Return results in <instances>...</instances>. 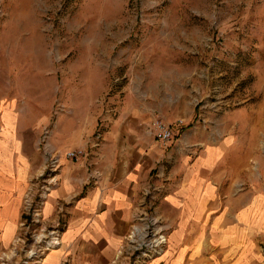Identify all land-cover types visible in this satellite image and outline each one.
<instances>
[{"label":"rangeland","instance_id":"rangeland-1","mask_svg":"<svg viewBox=\"0 0 264 264\" xmlns=\"http://www.w3.org/2000/svg\"><path fill=\"white\" fill-rule=\"evenodd\" d=\"M155 118L175 132L171 160L206 162L233 193L264 191V0H0V143L11 159L0 158L27 178L24 243L6 254L39 255L55 231L41 227H63L41 213L53 157L82 149L92 162L118 129L125 144L158 142ZM156 191L134 226L165 235L162 251L134 250L131 229L117 264L166 250Z\"/></svg>","mask_w":264,"mask_h":264},{"label":"crops","instance_id":"crops-1","mask_svg":"<svg viewBox=\"0 0 264 264\" xmlns=\"http://www.w3.org/2000/svg\"><path fill=\"white\" fill-rule=\"evenodd\" d=\"M117 132L116 137L103 135L92 162L69 161L58 153L59 171L41 213L44 221L60 220L63 227L53 234L57 243L43 248L36 264L119 263L150 185L157 189L156 214L172 227L166 250L150 264L264 263L263 190L233 193L229 184L222 185L224 177L208 178L206 162L171 160L179 145L168 150L159 142L125 144L121 129ZM0 151L11 159L4 143ZM14 166V157L10 163L0 158V264H35L34 249L24 262L16 251L6 254L12 245L21 247L26 232L18 226L27 178ZM223 168L224 176L227 169L231 174V165Z\"/></svg>","mask_w":264,"mask_h":264},{"label":"built area","instance_id":"built-area-1","mask_svg":"<svg viewBox=\"0 0 264 264\" xmlns=\"http://www.w3.org/2000/svg\"><path fill=\"white\" fill-rule=\"evenodd\" d=\"M181 122H179L180 124ZM148 132L154 139L158 140V142L163 145L167 146L169 145L175 136V132L173 131L172 127L165 123L163 120L155 118L151 120L148 128ZM86 157L85 151L82 149H74L66 151L64 154V158L69 161H80ZM59 159L58 157H53V160L50 162V164L47 166L46 170L49 172V176L53 173H55L59 169ZM48 174V173H47ZM54 175H51L49 177V183L52 184L54 182ZM154 225H152L153 227ZM133 231L128 236V239L132 243H134L135 247L134 250L138 251V249L142 250L143 247H148L149 249H146L148 253L151 251H162V247L166 243L167 238L165 235L156 233L155 230H145V229H138L137 227L133 226ZM57 231L52 232V236L50 238V242L47 243V247L44 249H49L50 247L54 246L57 243L56 236L53 237V234H56ZM152 249V250H150ZM157 249V250H156ZM43 253V250H41V253L39 255L33 254L32 260L36 264L38 262V257ZM152 253V252H151ZM142 259H145L148 257V255H144ZM145 264V261L143 262Z\"/></svg>","mask_w":264,"mask_h":264}]
</instances>
